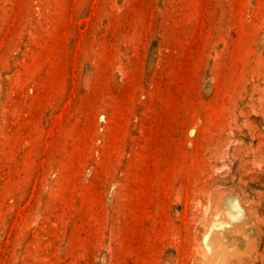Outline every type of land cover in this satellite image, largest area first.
I'll list each match as a JSON object with an SVG mask.
<instances>
[{
    "label": "rangeland",
    "instance_id": "1",
    "mask_svg": "<svg viewBox=\"0 0 264 264\" xmlns=\"http://www.w3.org/2000/svg\"><path fill=\"white\" fill-rule=\"evenodd\" d=\"M0 264H264V0H0Z\"/></svg>",
    "mask_w": 264,
    "mask_h": 264
},
{
    "label": "bare ground",
    "instance_id": "2",
    "mask_svg": "<svg viewBox=\"0 0 264 264\" xmlns=\"http://www.w3.org/2000/svg\"><path fill=\"white\" fill-rule=\"evenodd\" d=\"M224 214V213H223ZM230 215V214H229ZM225 217V216H224ZM224 217H223V219H224ZM239 217V216H238ZM240 221V220H239ZM234 223V222H233ZM238 223V222H237ZM214 224V223H213ZM211 225V224H210ZM238 225H240V223L238 224ZM213 226H215V225H213ZM216 227V226H215ZM211 230V229H210Z\"/></svg>",
    "mask_w": 264,
    "mask_h": 264
}]
</instances>
